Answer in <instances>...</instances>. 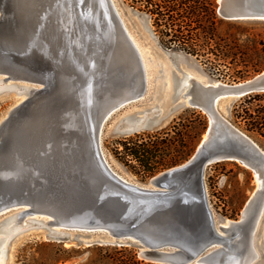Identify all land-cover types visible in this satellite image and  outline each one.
Instances as JSON below:
<instances>
[{"label":"water","instance_id":"water-1","mask_svg":"<svg viewBox=\"0 0 264 264\" xmlns=\"http://www.w3.org/2000/svg\"><path fill=\"white\" fill-rule=\"evenodd\" d=\"M114 3L115 11L106 0H0V81L28 89L0 121V216L33 215L46 241L132 247L151 264H254L264 150L217 108L222 99L264 93V70L236 86L207 88L171 73L167 101L149 96V107L123 114L110 135L162 129L176 109L189 107L208 117L205 139L183 164L147 184L132 182L104 154V128L147 99L149 80L129 62L137 53ZM216 12L226 21H264V0H219ZM161 53L180 70L188 58ZM224 161L259 181L238 221L216 218L206 195L205 169Z\"/></svg>","mask_w":264,"mask_h":264},{"label":"rangeland","instance_id":"rangeland-1","mask_svg":"<svg viewBox=\"0 0 264 264\" xmlns=\"http://www.w3.org/2000/svg\"><path fill=\"white\" fill-rule=\"evenodd\" d=\"M135 1L136 4H133L132 7V3L129 0H115L121 16L143 56L145 67L148 69L149 90L145 95L147 99L141 103L126 106L107 121L102 145L110 165L116 172L132 182L147 184L153 176L168 168L160 170L149 177L141 176L138 174L139 165L136 161L126 163L114 156L113 151L115 149L118 151L122 150V146L118 141L128 137L134 138L135 135L138 138L147 140V137L162 131H168V139L171 137L177 139L179 135L185 133L187 138H183L184 140L179 143L171 139L172 148L169 150V157H173L176 154L173 149L174 146L179 151H185L182 147L183 145L188 147L189 156L182 163L175 165L178 166L186 162L194 154L208 127V117L202 111L187 107L176 109L164 123L162 129L138 131L127 137L110 135V131L123 114L149 107L152 100L148 98L161 96L164 88L172 89L173 83L170 72L169 76L166 75L165 71L163 72L162 64L169 65V70L177 77H181V73L185 72L183 69L180 70L176 67V65H172L171 61L161 53V50L187 56L186 63L192 65L188 67L189 72L203 84L208 81H216L227 85L238 84L264 70V21H226L218 16L222 23L217 25L216 38L210 43L209 49L212 52L207 53L205 51L204 57L196 58L176 48L166 49L159 42L158 33L155 32L151 17L137 10L139 7L143 8L144 2L141 0ZM218 1L216 0L217 7ZM128 9H132L137 15L144 16L146 18L145 23L140 18L130 16ZM189 29L187 37H195L199 42L202 41L200 44L203 43V34L194 29L193 25ZM148 32L153 36L154 41L150 39ZM229 52L232 55L230 54L227 59L223 60L222 54ZM15 94L14 91L0 92V121L5 117L10 107L19 101L20 96ZM170 94L171 91H169L168 96ZM163 100H166V96H164ZM239 100L240 98L222 99L218 103V112L232 126L249 137L261 150H264V136L260 133L248 132L246 130V120L235 119L234 109H237L235 105L239 104ZM263 103L264 100L260 102V104ZM256 104L257 102L253 103L251 108H255ZM192 111L201 115L205 128H203V124L195 120L196 115L191 114ZM204 185L215 217L229 221H238L240 219L247 201L257 189V182L253 172L240 163L233 161L209 165L204 171ZM13 213L15 212L12 211L0 216V230L6 226L7 220L4 219ZM42 233H44L42 229H29L17 235L10 242H8L10 235L6 237L0 247L5 251L4 255H0L3 264H103V256L111 253V251L105 252L94 249L97 246L76 248L46 241L40 235ZM255 244L259 257L254 264H264V208L257 226ZM133 249L137 255V250ZM137 259L141 261L138 257Z\"/></svg>","mask_w":264,"mask_h":264},{"label":"trees","instance_id":"trees-1","mask_svg":"<svg viewBox=\"0 0 264 264\" xmlns=\"http://www.w3.org/2000/svg\"><path fill=\"white\" fill-rule=\"evenodd\" d=\"M136 4L135 0H129ZM144 2L143 8L137 10L148 14L153 20L155 32L158 33V39L166 49H178L196 58L204 57L211 53L210 43L216 38L217 25L222 23L218 17L216 9V0H141ZM194 26L199 33L203 34V43L197 38L187 37L190 26ZM206 51V52H205ZM232 53L222 54V59H227ZM264 93L250 94L240 98L239 104L235 105V119H243L247 122V131L260 133L264 136ZM257 102L255 108H251L253 103ZM235 108V107H234ZM195 114V120L202 123L200 114ZM174 129V128H173ZM179 135V134H178ZM182 136V137H181ZM168 131L156 132L154 135L147 137V140L132 137L118 141L122 150L115 149L114 156L126 163L136 161L139 165L138 174L143 177H149L158 171L182 163L189 156L188 147L182 146L185 151H179L176 146L173 147L176 153L169 157L171 150V139L178 143L187 138L185 133L179 135V138H169ZM181 138V139H180ZM168 140V142H166ZM100 251H111L110 254L103 256V264H147L137 259L136 251L129 247L102 246L95 247Z\"/></svg>","mask_w":264,"mask_h":264},{"label":"bare ground","instance_id":"bare-ground-1","mask_svg":"<svg viewBox=\"0 0 264 264\" xmlns=\"http://www.w3.org/2000/svg\"><path fill=\"white\" fill-rule=\"evenodd\" d=\"M107 1V3H108V5L109 6H111V8H113V10L115 11V9H116V5H115V3H114V1L115 0H106ZM120 12V11H119ZM121 14V13H120ZM128 37H129V39L132 41V43H133V46H134V49H135V53H137L136 54V56H133V57H131L130 58V60H129V62L131 63V64H138V65H141V68H143V69H145L146 70V77H147V79H148V69H146V67H145V62L143 61V56H142V54H141V52L139 51V49L137 48V46H136V42L134 41V40H132V37L130 36V34H128ZM128 46H129V48L131 49V47H130V45L128 44ZM126 44H125V47L127 48L128 47ZM124 50V49H123ZM166 57V56H165ZM192 65H188L187 63L182 67L183 68V70L185 71V73H186V77L187 78H191L192 79V85H194V86H201V87H203V88H207L208 86H210V85H212L213 87H215V86H217L218 84H222L223 86H229V85H227V84H223V83H220V82H216V81H208L207 83H205V84H203V83H201V82H199L197 79H195L192 75H191V73L189 72L190 70H189V68L188 67H191ZM162 69H163V72L166 74V75H168L169 76V72H170V77H171V71L169 70V65H167V64H162ZM149 80V79H148ZM5 84H7V83H5V82H3V81H0V90H2V89H9L10 91H14L16 94L15 95H18V96H20V98H19V101H21V100H23L25 97H26V95H25V93L27 92V88H22V87H19V88H17L16 86H9V87H7ZM163 84H165V83H163ZM238 84H240V83H238ZM232 85H234V86H236L237 84H231L230 86H232ZM6 91V90H5ZM25 91V92H24ZM169 88H164V90H162V94H161V96H156L158 99H160V102L162 103V104H164L166 101H167V98H168V94H169ZM160 95V94H159ZM164 96H166V100L164 101L163 100V98H164ZM18 102V101H17ZM16 102V103H17ZM203 139H205V135H204V138ZM104 151V150H103ZM105 154V153H104ZM254 174V173H253ZM255 176V179H256V182H257V188H258V185H259V181H258V179H257V177H256V175H254ZM261 211V210H260ZM242 214V213H241ZM31 216H33V215H24V216H18L17 214H15V213H13L12 215H10V216H8V218H7V222H6V226L2 229V230H0V233H1V237H0V247H1V245L3 244V242L5 241V239H6V237H8L9 235H10V237H9V241L8 242H10L13 238H15L17 235H19L20 233H23V232H25V231H27V230H29V229H36V230H38V227H37V225H33V223H32V221L30 220V218H32ZM47 219H45L44 221H46ZM37 221H39V219H36V221L35 222H37ZM226 222L227 221H229V220H225ZM37 224H39L38 222H37ZM37 227V228H36ZM19 229H21V230H19ZM4 249L3 248H0V255L2 254V255H4ZM0 264H3V262L1 261V257H0Z\"/></svg>","mask_w":264,"mask_h":264}]
</instances>
